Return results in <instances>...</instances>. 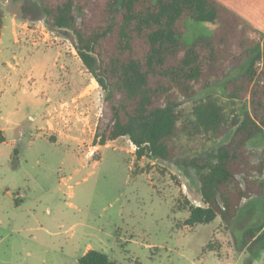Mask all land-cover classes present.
I'll return each mask as SVG.
<instances>
[{"label": "rangeland", "instance_id": "374dc122", "mask_svg": "<svg viewBox=\"0 0 264 264\" xmlns=\"http://www.w3.org/2000/svg\"><path fill=\"white\" fill-rule=\"evenodd\" d=\"M0 11L7 53L0 65V264H79L88 246L119 264H264V239L252 250L243 246L249 228L262 225L257 236L264 233V194L244 199L229 226L221 216L185 226L190 206L206 205L197 170L174 161L216 151L232 138V125L252 115L251 92L237 99L224 91L240 69L183 102L175 159H139L128 137L94 145L106 93L72 32L49 28L38 0H0ZM215 28L187 20L181 42ZM255 30L251 38L264 53V33ZM257 70L250 89L264 83V58ZM210 94L224 110L222 137L187 131ZM245 148L264 158V135ZM257 179L264 188V171Z\"/></svg>", "mask_w": 264, "mask_h": 264}, {"label": "trees", "instance_id": "16d2710c", "mask_svg": "<svg viewBox=\"0 0 264 264\" xmlns=\"http://www.w3.org/2000/svg\"><path fill=\"white\" fill-rule=\"evenodd\" d=\"M38 1L49 28L72 32L83 65L106 93L95 146L128 137L139 159H175L183 102L240 69L241 75L230 79L224 91L237 99L251 92L252 115L246 113L238 127L234 123L232 138L216 151L174 160L197 170L206 205H191L185 226L210 224L219 216L229 226L244 199L264 194L257 179L264 171V158L256 161L245 148L264 135V83L250 89L264 58L261 46L251 38L254 26L217 0ZM3 20L0 11V38ZM187 20L216 28L210 36L184 45ZM193 116L187 131L222 137L229 130L224 110L211 94L195 106ZM5 141L0 130V143ZM262 230V225L246 230L243 246L252 250L264 239V233L257 236ZM78 262L119 264L94 249Z\"/></svg>", "mask_w": 264, "mask_h": 264}, {"label": "crops", "instance_id": "0c3cea01", "mask_svg": "<svg viewBox=\"0 0 264 264\" xmlns=\"http://www.w3.org/2000/svg\"><path fill=\"white\" fill-rule=\"evenodd\" d=\"M239 16H241L246 22L254 26L258 31L264 33V0H217ZM6 19V17H5ZM4 21V20H3ZM5 28V24L3 25V29ZM3 29L1 31L0 38V65L2 60H6V51L5 54L1 49L2 45V36ZM4 54V56H3ZM9 68H15L10 63L8 64ZM0 130L4 131L6 135L5 128H0ZM92 246H88L83 254V256L89 251L92 250Z\"/></svg>", "mask_w": 264, "mask_h": 264}, {"label": "built area", "instance_id": "2783aa9c", "mask_svg": "<svg viewBox=\"0 0 264 264\" xmlns=\"http://www.w3.org/2000/svg\"><path fill=\"white\" fill-rule=\"evenodd\" d=\"M197 207H201V206H197Z\"/></svg>", "mask_w": 264, "mask_h": 264}]
</instances>
